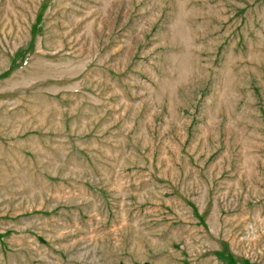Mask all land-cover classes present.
Masks as SVG:
<instances>
[{"label": "rangeland", "instance_id": "1", "mask_svg": "<svg viewBox=\"0 0 264 264\" xmlns=\"http://www.w3.org/2000/svg\"><path fill=\"white\" fill-rule=\"evenodd\" d=\"M0 264H264V0H0Z\"/></svg>", "mask_w": 264, "mask_h": 264}]
</instances>
